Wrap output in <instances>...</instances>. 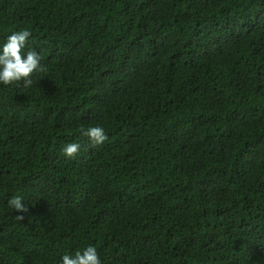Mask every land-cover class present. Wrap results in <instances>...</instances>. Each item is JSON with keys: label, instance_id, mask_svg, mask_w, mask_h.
<instances>
[{"label": "trees", "instance_id": "16d2710c", "mask_svg": "<svg viewBox=\"0 0 264 264\" xmlns=\"http://www.w3.org/2000/svg\"><path fill=\"white\" fill-rule=\"evenodd\" d=\"M24 29L43 71L0 83V264H264V0H0V50Z\"/></svg>", "mask_w": 264, "mask_h": 264}, {"label": "clouds", "instance_id": "9594fccd", "mask_svg": "<svg viewBox=\"0 0 264 264\" xmlns=\"http://www.w3.org/2000/svg\"><path fill=\"white\" fill-rule=\"evenodd\" d=\"M30 35V31L24 29L15 31L7 37L0 50V83L10 85L23 81V86L28 87L33 83L32 74L38 70L43 71L40 55L34 50L24 51ZM83 135L89 137L94 146H100L107 140L104 129L99 126L88 128ZM80 148L79 143H68L62 151L66 157L75 158ZM8 203L17 213L28 212V208L19 196L11 198ZM16 219L23 221L25 216L16 215ZM61 264H101V262L96 248L88 246L82 252L77 251L74 256L64 255Z\"/></svg>", "mask_w": 264, "mask_h": 264}]
</instances>
